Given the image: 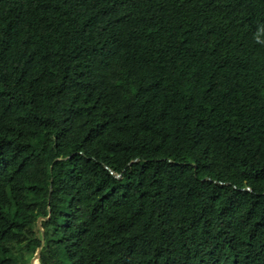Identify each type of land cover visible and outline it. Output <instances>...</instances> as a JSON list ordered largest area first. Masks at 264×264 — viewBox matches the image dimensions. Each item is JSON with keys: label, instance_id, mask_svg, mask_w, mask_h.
Wrapping results in <instances>:
<instances>
[{"label": "trees", "instance_id": "trees-1", "mask_svg": "<svg viewBox=\"0 0 264 264\" xmlns=\"http://www.w3.org/2000/svg\"><path fill=\"white\" fill-rule=\"evenodd\" d=\"M36 254L264 264V0H0V264Z\"/></svg>", "mask_w": 264, "mask_h": 264}, {"label": "water", "instance_id": "water-1", "mask_svg": "<svg viewBox=\"0 0 264 264\" xmlns=\"http://www.w3.org/2000/svg\"><path fill=\"white\" fill-rule=\"evenodd\" d=\"M193 165H194V164H193ZM37 258H38V254H36V255L31 259V262H32L33 264H36L35 262H36Z\"/></svg>", "mask_w": 264, "mask_h": 264}, {"label": "rangeland", "instance_id": "rangeland-1", "mask_svg": "<svg viewBox=\"0 0 264 264\" xmlns=\"http://www.w3.org/2000/svg\"><path fill=\"white\" fill-rule=\"evenodd\" d=\"M36 263V262H35Z\"/></svg>", "mask_w": 264, "mask_h": 264}]
</instances>
